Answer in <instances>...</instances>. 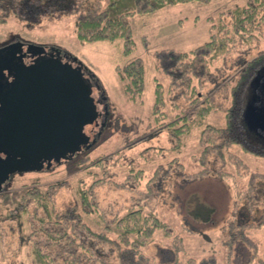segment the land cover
Returning <instances> with one entry per match:
<instances>
[{
	"label": "rangeland",
	"instance_id": "obj_1",
	"mask_svg": "<svg viewBox=\"0 0 264 264\" xmlns=\"http://www.w3.org/2000/svg\"><path fill=\"white\" fill-rule=\"evenodd\" d=\"M52 1L54 0L49 3ZM57 1L60 3L45 11L42 8L41 11L38 8H29L30 11H27L24 8L23 16L11 12L8 19L0 23V43L10 37H18L38 45L39 48L54 45L76 56L100 86V91L94 88V96L97 97L98 92L104 94L102 105L108 113V124L96 135L95 142L73 159L54 161L51 167L44 170L16 172L0 188V264H35L29 253L30 244L16 250L19 239L15 236V228L11 227L15 223L4 218L19 198H22L24 190L33 185L48 190L47 194L52 197L56 209H63L65 205L77 202L78 188L82 183L80 178L86 184L93 180L91 176L85 175L88 168H83L81 163L76 162L85 156L89 159L106 158L92 170L109 178L94 187L99 211L107 220L114 215L121 216L127 208L137 207L140 202L144 204V212L154 211L168 223L167 228H170L171 234L165 236V229H158L143 247L151 264H185L189 257L198 260L210 254L216 256L218 264H227V251L223 244L227 230L224 224L232 216L233 189L246 187L249 172H264V148L244 144L238 138L237 143L230 146V155L226 152L224 159L225 168L236 173L234 177L225 180L210 173L189 176V173L201 167L197 158L204 146L203 140H206V131H202L206 124L203 121L196 123L197 117L193 113L188 121L195 123L190 122V128L177 136L170 134L166 124L161 127L159 123L162 118H165L167 124L175 118L179 121L185 113L184 99L176 101L175 105L172 103L170 97L173 93L168 79L157 68L154 52L170 47L189 50L210 39L212 34H217L221 12L245 4L247 0H193L167 4L153 12L133 13L130 20L135 45L128 55L122 52L120 38L113 42L97 40L87 43H81L76 38L75 18L78 9L98 1L101 6H105L108 0ZM227 21L224 18V23ZM240 47L237 51L230 49L228 54H221L210 63L211 70L220 69L223 72L220 75L224 77L220 78H224L226 82L224 87L220 86L222 83L214 86L205 81L197 86L199 95L213 92L218 97L225 94L224 107L232 104L231 86L236 84L240 79L239 73L249 65H233L232 61L246 52L249 45ZM260 51L264 52V24L256 32V40L245 57L249 59ZM137 56L142 58L144 64V90L142 94L131 98L123 89L116 66L124 65ZM263 58L262 55L260 60ZM157 81L163 88L165 105L161 110L165 114H153L154 87ZM246 84L247 81L241 82L239 94L242 95ZM201 100H204L202 96ZM99 108H102L101 105ZM224 116V112L211 110L205 120L223 126ZM182 122L179 121L178 124ZM235 156L240 160L239 169H236ZM211 158L217 160L213 152ZM233 178L235 180L232 181ZM137 180L138 184L134 187ZM55 182L58 186L52 189ZM123 182L124 187L117 185ZM147 182H150L155 192L148 201L142 197V191L147 190ZM256 183L259 195L263 196L264 182ZM83 217L94 230H100L104 226L95 213L83 214ZM248 233L258 243L260 250H263L264 226H255ZM171 240L182 246L176 252L177 260L165 245ZM110 247L112 245L102 244L100 248L113 260ZM249 254L244 244L237 245L230 264H244ZM253 264H257V260Z\"/></svg>",
	"mask_w": 264,
	"mask_h": 264
},
{
	"label": "trees",
	"instance_id": "obj_2",
	"mask_svg": "<svg viewBox=\"0 0 264 264\" xmlns=\"http://www.w3.org/2000/svg\"><path fill=\"white\" fill-rule=\"evenodd\" d=\"M49 1L0 0V23L5 22L11 12L23 16L25 9L30 11L31 8H38V11H41L42 8L45 11L53 8L56 3H60L57 0L52 3ZM187 1L193 0H108L105 6H101L98 1L78 9L75 18V35L81 43L97 40L113 42L120 38L122 52L128 55L135 45L130 20L133 13L153 12L167 4ZM196 1L208 2L209 0ZM224 18L228 20L226 23ZM262 24H264V0H247L245 4L236 5L221 12L217 34H212L210 39L189 50H177L170 47L154 52L157 68L168 79L170 91L173 93L170 97L172 103L175 105L176 101L184 99L185 113L179 119L183 122L178 124L179 121L175 118L167 124L164 121L165 118H162L159 123L161 127L166 124L170 134L177 136L190 128V122L195 123L188 121L193 113L197 117L196 123L203 121V124H206L205 128H202L203 133L206 131L204 138L206 140H203L204 146L197 158L201 167L189 173V176L210 173L225 180L234 177L235 172L225 168V153L230 152V146L237 143L238 138L242 142L237 128L240 105L237 102L240 91L238 88L241 82L248 80L253 69L264 63V58L260 60L262 55L264 57V52L261 51L250 56L249 59L245 57L248 50L252 48V43L256 40V32L260 31ZM240 45H249V48L246 52L239 54L232 63L237 66L244 63L249 65L244 67L239 73L240 79L238 78L236 84L231 86L232 104L224 107L225 94L216 97L213 92L200 94L204 99L201 100L197 90L199 84L209 81L214 86L222 83L220 86L224 87L226 83L224 78H220V76L224 77L220 75L223 72L220 69L211 70L210 63L221 54H228L230 49L237 51L241 48ZM116 72L123 83L124 91L131 98L142 94L144 64L141 57H134L124 65H117ZM164 105L162 84L157 81L154 87L153 114L164 113V110H161ZM211 110L225 113L223 126L205 120ZM80 152L68 159H73ZM212 152L217 156L215 161L211 158ZM105 159L102 157L89 159L85 156L76 160L81 163L80 166L88 168L85 175L91 176L93 180L90 184H86L83 178H80L82 183L78 188L79 199L71 205H65L63 209L54 207L52 197H49L48 190L42 186L33 185L24 190L22 198H19L4 218L15 223V227L13 224L11 227L15 228L17 234L15 236L19 239L16 250L30 244L29 253L35 264H151L149 256L143 252V247L148 244L158 229H165V236L171 234L170 228H167L168 223L154 211L144 212L142 207L144 204L140 202L137 207H129L121 216L114 215L109 220L100 213L94 187L97 183L108 181L109 178L100 176L92 168L104 162ZM235 163L236 169H239L240 160L237 157ZM258 181L264 182V172L251 171L246 187L240 189L235 184L236 188L233 189L232 216L224 224L227 230L223 240L227 251V264H230L232 254L239 244H244L250 252L244 264H253L254 260H257V264H264V249L260 250L258 243L248 233L249 229L255 226H264V194L262 196L258 193L256 183ZM150 182H147V190L142 191V197L147 201L155 194ZM134 184L136 187L138 180ZM117 185L125 186L124 182ZM56 186H58L57 182L51 187L55 189ZM88 213L98 215V221L104 223L102 229L94 230L85 222L83 214L88 215ZM102 244L112 245L110 249L114 256L113 260H110L109 255L102 251L100 248ZM165 245L174 253L177 260L176 252L178 253L181 249V244L171 240ZM185 264H218V261L215 255L210 254L198 260L189 257Z\"/></svg>",
	"mask_w": 264,
	"mask_h": 264
},
{
	"label": "water",
	"instance_id": "obj_3",
	"mask_svg": "<svg viewBox=\"0 0 264 264\" xmlns=\"http://www.w3.org/2000/svg\"><path fill=\"white\" fill-rule=\"evenodd\" d=\"M23 40L0 48V187L12 173L39 171L88 149L99 115L91 86L101 90L76 56L42 51ZM87 71L88 77L85 76ZM253 113L263 119L260 112Z\"/></svg>",
	"mask_w": 264,
	"mask_h": 264
},
{
	"label": "flooded vegetation",
	"instance_id": "obj_4",
	"mask_svg": "<svg viewBox=\"0 0 264 264\" xmlns=\"http://www.w3.org/2000/svg\"><path fill=\"white\" fill-rule=\"evenodd\" d=\"M10 37L4 42L0 43V48L6 43L17 40L18 38ZM42 50V49H41ZM52 50L47 48L46 50L37 51L34 55L31 56L30 53H27L25 57L27 60L31 58L48 54ZM61 56L65 58V52L60 51ZM91 93L94 96L95 86L90 84ZM97 90V89H96ZM98 91V90H97ZM242 95L239 94L237 97V102L239 105V110L237 114V128L239 137L244 144L254 145L256 147L264 148V63L261 66L253 69L251 76L247 80L246 86L242 89ZM95 99H100L101 95L98 92ZM99 111L97 124L94 128V135H99L100 131L108 124V113L104 106ZM253 108L260 112V115L263 116L262 120L256 117L253 113ZM14 174V173H13Z\"/></svg>",
	"mask_w": 264,
	"mask_h": 264
}]
</instances>
